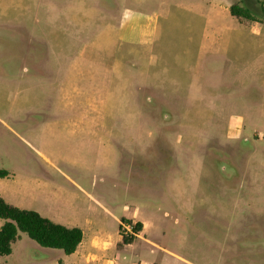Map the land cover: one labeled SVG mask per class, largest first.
<instances>
[{
  "label": "rangeland",
  "instance_id": "rangeland-1",
  "mask_svg": "<svg viewBox=\"0 0 264 264\" xmlns=\"http://www.w3.org/2000/svg\"><path fill=\"white\" fill-rule=\"evenodd\" d=\"M57 1L0 0V171L9 176L0 180L2 198L64 226L90 218L91 231L112 243L118 231L123 237L113 216L138 208L148 229L132 247L103 254L115 264H264V114L252 107L264 101V5L95 0L88 12L65 18ZM233 3L254 21L231 16ZM124 8L159 13L152 51L116 39ZM192 26L240 35L229 51L237 82L220 87L224 98L208 102L216 108L185 101L180 85L165 81L185 82L180 34ZM160 58L172 71L150 83ZM238 120L235 135L229 126ZM20 137L113 216L94 204L87 210L82 192L39 163ZM43 175L49 191L62 192L55 203L28 185ZM177 180L184 188H175ZM68 258L18 233L0 264Z\"/></svg>",
  "mask_w": 264,
  "mask_h": 264
},
{
  "label": "crops",
  "instance_id": "crops-1",
  "mask_svg": "<svg viewBox=\"0 0 264 264\" xmlns=\"http://www.w3.org/2000/svg\"><path fill=\"white\" fill-rule=\"evenodd\" d=\"M89 1H92V4L95 3V0H58L55 3V6L59 5V12H57L56 14L58 15V17L65 18L69 17L72 13L79 15L84 14L88 12ZM115 1L123 2L126 0ZM133 1L139 3L148 2L163 5L166 3L183 4L188 0ZM198 1L200 2L202 0ZM211 1L212 0H204V2L209 6L211 4ZM159 19V13H146L124 8L123 10H121L116 21V39L119 42L152 51L156 46V34L158 31ZM160 34L163 38H166L169 34V31L166 28L162 27L160 29ZM180 36L182 37V72L184 73L186 78L185 82L180 84L175 79L169 77V71H172V68L168 69L167 66H163V64L167 61H163L161 58L159 59V61L162 68L158 73V77H156V75L151 72L149 75V81L150 83H157L158 81H160V79L162 80L169 77V79L165 81L168 84L174 85L176 83L177 85H180L178 88H180V91H182L185 101L200 102L201 104L205 102V109H208L209 106L216 108V106H213L208 102L224 98V96L219 91L220 87H222L223 85H232L237 82V75H231V72L234 70V65L231 63L232 60L229 55V51L232 47H235L238 43H240V35H233L229 31L220 30L216 27H214L213 29H206L200 28L199 26H192L191 28L182 30ZM223 63L227 65L225 73L220 72V70L222 69L221 65ZM251 68H253V65L251 66ZM139 73L140 75L142 74V72ZM262 91H264L263 87ZM252 107L258 109L260 108L262 115L264 114V101H262V103L252 105ZM229 127H232V131L235 133V135H238L241 132L242 128L241 121L238 120L234 123H231ZM21 140L28 147H30L37 158L40 159L38 160L39 163L45 166V168L51 169L60 177H64L68 181H71L72 185H75L82 192V194L89 201L87 204V210L95 211V208L92 205L94 204L98 208L103 209L109 216H113L109 209L99 199L94 197L92 194L85 192L72 179L63 174L57 166V160H51L42 151L35 148L29 141L23 138H21ZM8 177L9 176L7 173V175L0 178V180L7 179ZM40 178H38L36 181L33 180V182L28 180V185L30 186L34 184L42 191L44 197L48 202L55 203L61 196L62 192H60L59 190H55L54 192L49 191L48 188L51 185V178L46 179V176ZM14 181L15 180H13V182ZM1 183L2 181H0V184ZM174 184L175 188L176 186L178 188H184L185 186L182 180H177ZM0 196L3 197L1 190ZM123 210L129 212V209L126 206L123 207ZM121 218L130 220L133 224L137 222L142 224L141 231L137 235H135L133 241L130 244L123 245L121 247H117V245L121 242L119 231L117 232V240L114 243H112L109 239H102L99 235H97V233L91 231L92 228H94L96 225L95 222L90 218L86 217L83 221V225H76V223L66 225L65 227L67 228H79L82 231L83 236L82 241L78 245L76 251L68 255V260L61 261V264H115L113 260L104 259L103 254L107 252L112 246L116 247L117 250L123 249L125 247H132L136 239L144 238L145 232L148 229V224L139 219L138 208H134L130 214L125 215ZM113 219L120 225V219H117L114 216ZM2 223L0 224V226L2 225ZM145 241L152 243V241L146 238ZM106 244L109 246H102ZM158 251H160V249H158ZM167 253L170 252L167 251ZM167 253L165 249L162 251V255L169 256ZM149 264L159 263L153 262Z\"/></svg>",
  "mask_w": 264,
  "mask_h": 264
},
{
  "label": "trees",
  "instance_id": "trees-1",
  "mask_svg": "<svg viewBox=\"0 0 264 264\" xmlns=\"http://www.w3.org/2000/svg\"><path fill=\"white\" fill-rule=\"evenodd\" d=\"M263 6V0H257ZM231 16L238 19L254 21L252 14L246 9L231 4L229 6ZM7 175L6 171H0V178ZM0 256L11 253V244L17 239L18 233H24L37 245L47 249L61 250L65 255L74 253L82 241V231L79 228H67L54 223L38 213L24 210L7 204L0 196ZM120 222L132 224L130 220L121 218ZM120 229V225L118 227ZM142 229L141 223L133 224V232L137 235ZM135 236L121 237L117 247L130 244Z\"/></svg>",
  "mask_w": 264,
  "mask_h": 264
},
{
  "label": "built area",
  "instance_id": "built-area-1",
  "mask_svg": "<svg viewBox=\"0 0 264 264\" xmlns=\"http://www.w3.org/2000/svg\"><path fill=\"white\" fill-rule=\"evenodd\" d=\"M120 232L123 237L131 236L132 234L135 236V233L133 232V223L129 224L126 222L120 223Z\"/></svg>",
  "mask_w": 264,
  "mask_h": 264
}]
</instances>
